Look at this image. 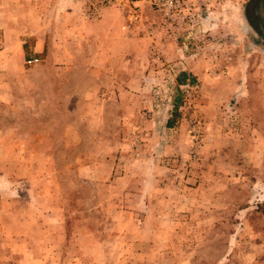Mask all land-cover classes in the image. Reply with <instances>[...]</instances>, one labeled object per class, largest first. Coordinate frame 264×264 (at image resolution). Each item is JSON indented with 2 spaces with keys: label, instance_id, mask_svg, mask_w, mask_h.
<instances>
[{
  "label": "rangeland",
  "instance_id": "rangeland-1",
  "mask_svg": "<svg viewBox=\"0 0 264 264\" xmlns=\"http://www.w3.org/2000/svg\"><path fill=\"white\" fill-rule=\"evenodd\" d=\"M254 1L0 0V264H264Z\"/></svg>",
  "mask_w": 264,
  "mask_h": 264
},
{
  "label": "crops",
  "instance_id": "crops-1",
  "mask_svg": "<svg viewBox=\"0 0 264 264\" xmlns=\"http://www.w3.org/2000/svg\"><path fill=\"white\" fill-rule=\"evenodd\" d=\"M104 15L99 20H97V22H95V24H97L99 26H101V25L105 26L104 32H101V33L98 32L97 34L95 33V36L98 39V36L101 35L102 38L104 40H107V42L109 43L108 46H110L111 45L110 43H112L114 41L115 37L117 36V34L114 33L112 29L114 28V26H117L118 21L111 22L106 16L104 17ZM119 26H120V30H121V25H119ZM105 29H107V30H105ZM121 31L123 32V30H121ZM42 37L44 38V35H42ZM120 38H121V42H122L123 35H121ZM40 39L41 38L39 36H37L36 41L34 42V45L32 46L33 52H35L37 54H38V52L40 53L44 48V41L40 42ZM99 41L101 44L102 40L100 37H99ZM90 46L93 48V45H90ZM3 56H4L3 52H0V65H2V63L4 61Z\"/></svg>",
  "mask_w": 264,
  "mask_h": 264
},
{
  "label": "built area",
  "instance_id": "built-area-1",
  "mask_svg": "<svg viewBox=\"0 0 264 264\" xmlns=\"http://www.w3.org/2000/svg\"><path fill=\"white\" fill-rule=\"evenodd\" d=\"M151 3L163 12L165 18L173 17L182 13L183 8L185 7L184 0H150ZM36 60V59H34ZM28 62H31L29 60Z\"/></svg>",
  "mask_w": 264,
  "mask_h": 264
},
{
  "label": "trees",
  "instance_id": "trees-1",
  "mask_svg": "<svg viewBox=\"0 0 264 264\" xmlns=\"http://www.w3.org/2000/svg\"><path fill=\"white\" fill-rule=\"evenodd\" d=\"M188 74L185 72V71H182L181 73H179L178 74V77H177V82L178 83H182V82H184L185 81V79H186V77H188L187 76ZM193 79H191V77H190V80L189 81H192ZM177 98H175L174 99V104H173V110H172V112H176V110H177Z\"/></svg>",
  "mask_w": 264,
  "mask_h": 264
},
{
  "label": "flooded vegetation",
  "instance_id": "flooded-vegetation-1",
  "mask_svg": "<svg viewBox=\"0 0 264 264\" xmlns=\"http://www.w3.org/2000/svg\"><path fill=\"white\" fill-rule=\"evenodd\" d=\"M257 1H258V0H255L254 3L257 2ZM258 2H259V1H258Z\"/></svg>",
  "mask_w": 264,
  "mask_h": 264
}]
</instances>
